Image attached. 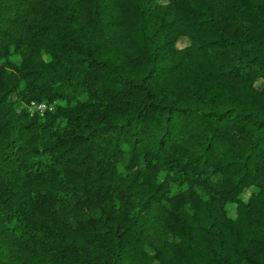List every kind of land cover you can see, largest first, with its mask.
Wrapping results in <instances>:
<instances>
[{
	"label": "trees",
	"instance_id": "1",
	"mask_svg": "<svg viewBox=\"0 0 264 264\" xmlns=\"http://www.w3.org/2000/svg\"><path fill=\"white\" fill-rule=\"evenodd\" d=\"M258 80L264 0H0V264H264Z\"/></svg>",
	"mask_w": 264,
	"mask_h": 264
},
{
	"label": "rangeland",
	"instance_id": "2",
	"mask_svg": "<svg viewBox=\"0 0 264 264\" xmlns=\"http://www.w3.org/2000/svg\"><path fill=\"white\" fill-rule=\"evenodd\" d=\"M186 43L185 39H181L180 41H178V46L182 47L184 44ZM264 84V80H258L257 81V86L261 87ZM42 109V108H40Z\"/></svg>",
	"mask_w": 264,
	"mask_h": 264
},
{
	"label": "built area",
	"instance_id": "3",
	"mask_svg": "<svg viewBox=\"0 0 264 264\" xmlns=\"http://www.w3.org/2000/svg\"><path fill=\"white\" fill-rule=\"evenodd\" d=\"M38 107H39V108H44V105H39Z\"/></svg>",
	"mask_w": 264,
	"mask_h": 264
}]
</instances>
